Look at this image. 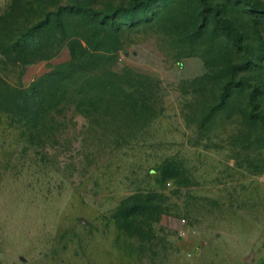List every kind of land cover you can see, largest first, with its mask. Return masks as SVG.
<instances>
[{
    "label": "rangeland",
    "instance_id": "obj_1",
    "mask_svg": "<svg viewBox=\"0 0 264 264\" xmlns=\"http://www.w3.org/2000/svg\"><path fill=\"white\" fill-rule=\"evenodd\" d=\"M0 264H264V0H0Z\"/></svg>",
    "mask_w": 264,
    "mask_h": 264
},
{
    "label": "trees",
    "instance_id": "obj_2",
    "mask_svg": "<svg viewBox=\"0 0 264 264\" xmlns=\"http://www.w3.org/2000/svg\"><path fill=\"white\" fill-rule=\"evenodd\" d=\"M203 5L205 6V8L208 7V0H202ZM19 107H22L21 105Z\"/></svg>",
    "mask_w": 264,
    "mask_h": 264
}]
</instances>
